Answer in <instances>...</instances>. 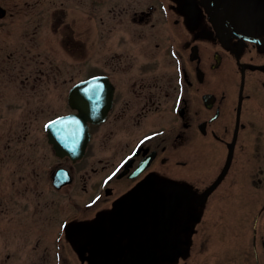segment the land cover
Segmentation results:
<instances>
[{
	"label": "flooded vegetation",
	"instance_id": "1",
	"mask_svg": "<svg viewBox=\"0 0 264 264\" xmlns=\"http://www.w3.org/2000/svg\"><path fill=\"white\" fill-rule=\"evenodd\" d=\"M0 6V22L23 23L21 37L44 32L47 53L33 39V54L45 56L38 76L52 68L49 39L60 24L74 45L87 42L80 56L67 53L94 69L78 68L61 102L67 110L45 131L78 112L69 92L79 81L105 111L88 121L80 157L58 154L46 131L51 153L29 175L34 199L23 188L28 205L0 197V264H264V0ZM90 23L101 33L97 51Z\"/></svg>",
	"mask_w": 264,
	"mask_h": 264
},
{
	"label": "rangeland",
	"instance_id": "2",
	"mask_svg": "<svg viewBox=\"0 0 264 264\" xmlns=\"http://www.w3.org/2000/svg\"><path fill=\"white\" fill-rule=\"evenodd\" d=\"M19 17L22 18V16ZM79 21L76 22L79 23ZM18 22L19 20L11 27L7 20L0 22V156L3 149L10 153L3 162L0 161V185L4 184L5 177L8 182L6 186L3 185L2 193L0 192L1 194L5 193V196L0 194V197L10 198L11 207L28 205L21 197L26 184L32 189L28 196L34 199L33 191L36 186V178L32 176V169L35 165H44L46 163L45 156L51 153L46 139L44 122L56 113L67 110L63 106L64 103L61 102L67 95L71 82L82 77V71L77 72L78 68L94 69V66H82L81 62L72 65V59L68 55L67 51L69 50L67 49L74 47V52L78 54L82 52V47L87 42L83 44L84 40L81 37V41L74 45L68 30L65 29V32H61L63 24H60V32L56 41L54 38L49 39L54 41L55 46L53 53H49L53 59L52 68L40 71L41 75L38 76L35 67L45 56L44 54H38V56L33 54V47L35 48L38 44L44 53L45 50L49 51V45L43 43V31L40 32L43 41L40 40L38 34L33 37L31 35L21 37L22 31H24L21 27L23 23ZM77 23H72L75 27L74 31H83L82 21ZM90 25L92 28L88 35V46L97 51L100 47L101 33L99 35L98 29H94V23H90ZM32 30L33 28L30 27L27 32L31 33ZM9 33L11 34L8 36ZM109 36L113 38L114 33ZM33 39H37V44L33 43ZM76 45L80 49L75 47ZM17 49H19L18 52H16ZM10 51L12 53H9ZM39 51L41 52V50ZM23 52L29 54L24 55ZM31 58L37 61H32ZM73 62L75 61L73 60ZM57 67L61 68L60 72ZM41 104L44 107L42 112L38 110ZM8 142L9 148L6 146ZM30 174L32 175L29 176ZM43 190H49L45 183H43ZM29 206H35V203ZM219 264L230 263L220 261Z\"/></svg>",
	"mask_w": 264,
	"mask_h": 264
},
{
	"label": "water",
	"instance_id": "3",
	"mask_svg": "<svg viewBox=\"0 0 264 264\" xmlns=\"http://www.w3.org/2000/svg\"><path fill=\"white\" fill-rule=\"evenodd\" d=\"M5 13L0 6V17ZM85 85V81H80L70 90L69 102L78 112L60 116L47 124L49 142L60 155L80 157L89 137L88 121L98 122L105 116V111L95 107L94 93L86 100Z\"/></svg>",
	"mask_w": 264,
	"mask_h": 264
}]
</instances>
